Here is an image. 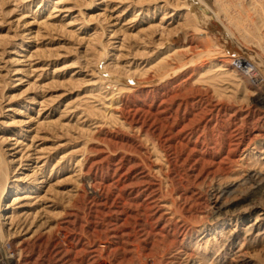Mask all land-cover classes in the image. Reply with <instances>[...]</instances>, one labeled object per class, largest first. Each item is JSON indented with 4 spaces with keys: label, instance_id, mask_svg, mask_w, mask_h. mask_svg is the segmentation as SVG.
I'll return each instance as SVG.
<instances>
[{
    "label": "rangeland",
    "instance_id": "374dc122",
    "mask_svg": "<svg viewBox=\"0 0 264 264\" xmlns=\"http://www.w3.org/2000/svg\"><path fill=\"white\" fill-rule=\"evenodd\" d=\"M263 90L264 0H0V248L264 264Z\"/></svg>",
    "mask_w": 264,
    "mask_h": 264
},
{
    "label": "bare ground",
    "instance_id": "6f19581e",
    "mask_svg": "<svg viewBox=\"0 0 264 264\" xmlns=\"http://www.w3.org/2000/svg\"><path fill=\"white\" fill-rule=\"evenodd\" d=\"M227 48V47H226ZM224 50V49H223ZM239 50V49H238ZM223 52V51H222ZM240 52V51H239ZM236 54H238V56H233V57H231V56H227V55H225V56H223L222 58H223V61L226 63V64H229L233 69H235L237 72H238V70H237V66H235V64H237L238 62H244V60L246 59L245 57H247V58H250V59H252V60H254L255 62H257V59H256V57H254V58H251L247 53H236ZM252 63V62H251ZM258 63V62H257ZM242 64V63H241ZM224 69H226V70H228V68H224ZM230 70V72L232 73L234 70ZM242 74V73H241ZM256 81V80H255ZM263 82V81H262ZM264 91V90H263ZM261 94V95H260ZM254 100L259 104V105H261L262 107H264V92H262V93H257V96L256 97H254ZM116 184L118 185V186H120V188L121 187H125L127 184H125V182H123V181H120V179H117L116 181ZM137 184H139V185H137V186H140V184H141V182H139V183H137ZM129 185H134L133 183H130ZM142 185H143V188L141 189V190H137V191H139L138 193H142V194H144V192H146V191H148L149 189H150V185H148L147 183H145V184H143L142 183ZM91 188V187H90ZM119 188V189H120ZM91 192L95 195V196H98V197H100L101 196V194H100V192H98V190L96 189V188H94V186H93V188H91ZM120 199H122L121 197H120ZM124 199V198H123ZM123 202H127V201H124L123 200ZM145 210V209H144ZM144 215L147 217V213L145 212L144 213ZM144 222L145 223H149V221H148V219H145L144 220ZM142 226V228H143V224L141 225ZM10 234H8V233H5V234H2V235H0V237L2 238H7L8 236H9ZM137 248V247H136ZM102 249V248H101ZM94 252H95V255H94V258H96V260L97 259H99V258H101V255L102 254H100V252L97 250V249H94L93 250ZM145 263V262H144ZM156 263V262H155Z\"/></svg>",
    "mask_w": 264,
    "mask_h": 264
},
{
    "label": "built area",
    "instance_id": "2783aa9c",
    "mask_svg": "<svg viewBox=\"0 0 264 264\" xmlns=\"http://www.w3.org/2000/svg\"><path fill=\"white\" fill-rule=\"evenodd\" d=\"M242 63V64H241ZM237 70L247 76L253 75V66L249 61L238 62L235 64ZM10 246L0 248V264H13V253L10 251ZM1 250L5 251V255L1 253Z\"/></svg>",
    "mask_w": 264,
    "mask_h": 264
}]
</instances>
